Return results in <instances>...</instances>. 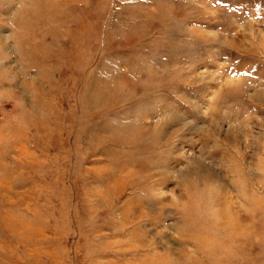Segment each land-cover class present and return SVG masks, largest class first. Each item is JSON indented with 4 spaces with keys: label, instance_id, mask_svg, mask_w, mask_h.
Returning <instances> with one entry per match:
<instances>
[{
    "label": "rangeland",
    "instance_id": "1",
    "mask_svg": "<svg viewBox=\"0 0 264 264\" xmlns=\"http://www.w3.org/2000/svg\"><path fill=\"white\" fill-rule=\"evenodd\" d=\"M0 264H264V0H0Z\"/></svg>",
    "mask_w": 264,
    "mask_h": 264
}]
</instances>
